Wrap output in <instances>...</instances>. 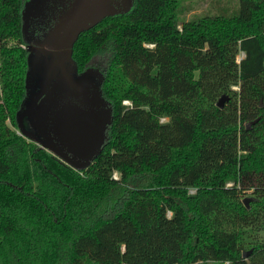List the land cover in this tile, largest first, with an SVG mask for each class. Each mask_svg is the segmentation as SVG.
<instances>
[{
    "label": "trees",
    "instance_id": "16d2710c",
    "mask_svg": "<svg viewBox=\"0 0 264 264\" xmlns=\"http://www.w3.org/2000/svg\"><path fill=\"white\" fill-rule=\"evenodd\" d=\"M184 1L134 0L80 35L113 123L77 171L18 134L26 0H0V264H264V0L180 31Z\"/></svg>",
    "mask_w": 264,
    "mask_h": 264
},
{
    "label": "water",
    "instance_id": "95a60500",
    "mask_svg": "<svg viewBox=\"0 0 264 264\" xmlns=\"http://www.w3.org/2000/svg\"><path fill=\"white\" fill-rule=\"evenodd\" d=\"M113 4L112 0H74L43 39L35 41L28 37V3L23 11L28 71L26 97L17 113L18 130L77 171L87 169L102 152L113 109L102 95L101 73L95 69L79 73L74 46L82 33L103 19L128 13L134 0H124L120 10ZM228 100L229 96L223 95L217 106L223 109ZM259 119L248 122L246 129ZM251 200L243 199L247 208ZM251 253L245 251L243 258Z\"/></svg>",
    "mask_w": 264,
    "mask_h": 264
},
{
    "label": "flooded vegetation",
    "instance_id": "af4514ba",
    "mask_svg": "<svg viewBox=\"0 0 264 264\" xmlns=\"http://www.w3.org/2000/svg\"><path fill=\"white\" fill-rule=\"evenodd\" d=\"M112 1L117 9L123 8L124 0ZM72 2L74 0H26V3H28L27 12L30 15L29 39L31 41L43 39V36L55 26L63 12L71 6ZM122 14L118 13L114 16Z\"/></svg>",
    "mask_w": 264,
    "mask_h": 264
},
{
    "label": "rangeland",
    "instance_id": "374dc122",
    "mask_svg": "<svg viewBox=\"0 0 264 264\" xmlns=\"http://www.w3.org/2000/svg\"><path fill=\"white\" fill-rule=\"evenodd\" d=\"M240 0H187L181 3L179 9L180 23L178 29L183 31L184 23L198 20L205 16H218V15H233L239 9ZM244 58V54L241 53L238 56V62ZM233 89L238 90V87ZM229 96V95H227ZM129 102V101H128ZM124 104H129L125 103ZM163 121H167L166 118ZM115 178H119V174H114ZM233 183H228L227 186L231 187ZM195 190H191L194 193ZM251 193H248L246 197H250ZM245 197V198H246ZM244 199V198H243ZM206 264H221L219 262H210Z\"/></svg>",
    "mask_w": 264,
    "mask_h": 264
},
{
    "label": "built area",
    "instance_id": "2783aa9c",
    "mask_svg": "<svg viewBox=\"0 0 264 264\" xmlns=\"http://www.w3.org/2000/svg\"><path fill=\"white\" fill-rule=\"evenodd\" d=\"M23 47L25 48V46L23 45ZM147 47H153V45H149V46H147ZM125 103H129L130 104V102H128V101H125ZM18 134L19 135H21V133L18 131ZM22 136V135H21ZM114 178H115V176H114ZM117 179V178H116ZM228 264V263H227Z\"/></svg>",
    "mask_w": 264,
    "mask_h": 264
}]
</instances>
